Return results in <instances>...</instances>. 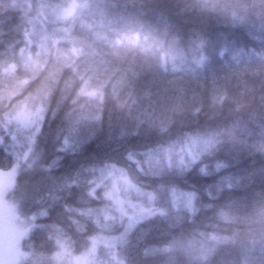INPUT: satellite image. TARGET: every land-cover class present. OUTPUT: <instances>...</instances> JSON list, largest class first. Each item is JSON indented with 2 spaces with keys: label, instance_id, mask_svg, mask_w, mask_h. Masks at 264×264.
Instances as JSON below:
<instances>
[{
  "label": "trees",
  "instance_id": "obj_1",
  "mask_svg": "<svg viewBox=\"0 0 264 264\" xmlns=\"http://www.w3.org/2000/svg\"><path fill=\"white\" fill-rule=\"evenodd\" d=\"M249 2L0 0V169L20 164L6 196L33 221L18 264H60L101 234L120 236L96 264L264 259V231L236 223L250 193L264 219V15ZM113 190L154 212L124 232Z\"/></svg>",
  "mask_w": 264,
  "mask_h": 264
},
{
  "label": "rangeland",
  "instance_id": "obj_2",
  "mask_svg": "<svg viewBox=\"0 0 264 264\" xmlns=\"http://www.w3.org/2000/svg\"><path fill=\"white\" fill-rule=\"evenodd\" d=\"M74 5H70L64 10V15H67L73 10ZM41 118L39 110L35 112L22 110L14 116V120L21 126H32L33 123H38ZM20 169V164H15L8 170L0 169V264H18V262L25 257L24 251L21 249L22 239L27 234L32 225L31 216H21L17 210L15 203L8 199L6 194L13 185L16 175ZM108 196L116 204V209L120 216H125V230L126 232L136 222L150 216L154 211L145 209L143 207L129 205L125 206L117 194L113 190ZM123 233H121L122 235ZM120 235H95L91 237L90 247L86 252L68 257L64 249L57 254V261L60 264L69 262L73 264H96L95 262V247L97 245H104L107 247H114L119 241ZM118 262V261H117ZM119 263V262H118ZM113 264H115L113 262Z\"/></svg>",
  "mask_w": 264,
  "mask_h": 264
},
{
  "label": "clouds",
  "instance_id": "obj_3",
  "mask_svg": "<svg viewBox=\"0 0 264 264\" xmlns=\"http://www.w3.org/2000/svg\"><path fill=\"white\" fill-rule=\"evenodd\" d=\"M228 7L252 14L257 5L255 3H250L249 0H230ZM259 10L261 15H264V0H259ZM261 187L264 189V178L261 179ZM257 207L258 202L255 199L254 193H250L248 196L242 198L240 207L237 210L236 222L237 227L241 231H264V219L259 222H257L256 219ZM259 207L264 208V201L259 202ZM176 264H192V262L182 253H178ZM203 264H223V262L218 260L216 255L213 254L206 257ZM259 264H264V259H262Z\"/></svg>",
  "mask_w": 264,
  "mask_h": 264
}]
</instances>
